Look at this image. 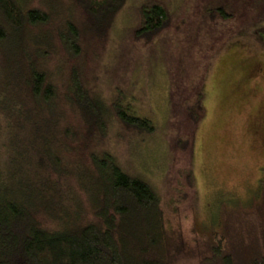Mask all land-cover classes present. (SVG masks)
Here are the masks:
<instances>
[{
  "label": "trees",
  "instance_id": "trees-1",
  "mask_svg": "<svg viewBox=\"0 0 264 264\" xmlns=\"http://www.w3.org/2000/svg\"><path fill=\"white\" fill-rule=\"evenodd\" d=\"M73 2L84 13L83 31L101 40L125 4ZM226 2L216 0L206 9L214 22L231 19ZM249 3L261 16L258 35L264 42V0ZM37 4L0 0V264H172L173 254L188 245L184 233L166 221L159 193L147 180L129 175L116 157L95 146L107 136L105 102L83 85L75 68L67 91L65 83L60 91L41 63L55 9L51 0ZM142 10L136 36L149 41L169 25L170 14L159 3ZM64 28L57 33L59 43L69 57H77L81 24L65 19ZM198 81L184 100L194 125L205 114L202 76ZM171 92L175 114L183 100ZM61 103L75 108L81 131ZM115 111L128 129L153 134L146 117ZM177 143L192 150L187 137ZM186 176L192 184V167ZM190 232L204 243L201 264H264V182L248 205L223 203L211 222H194Z\"/></svg>",
  "mask_w": 264,
  "mask_h": 264
},
{
  "label": "rangeland",
  "instance_id": "rangeland-1",
  "mask_svg": "<svg viewBox=\"0 0 264 264\" xmlns=\"http://www.w3.org/2000/svg\"><path fill=\"white\" fill-rule=\"evenodd\" d=\"M38 1L22 0L32 6ZM215 1L125 0L101 40L83 31L84 13L73 0H51L55 18L46 28L51 40L41 63L58 89L65 83L67 91L75 68L83 85L106 104L107 136L95 145L99 152L111 153L126 173L147 180L159 193L166 221L184 233L188 245L173 254L172 264H201L204 243L190 232L194 222H211L223 203L248 205L264 182V42L258 35L263 23L253 14L252 0L244 8L239 0H225L231 19L214 22L206 9ZM158 3L170 14L169 25L149 41L137 37L142 9ZM65 19L81 24L77 57H69L58 40ZM200 76L205 114L194 125L184 100ZM171 91L183 100L175 114ZM116 107L149 119L153 134L128 129ZM60 108L81 131L75 108ZM181 137L192 140V150L178 146ZM191 167L192 184L186 176Z\"/></svg>",
  "mask_w": 264,
  "mask_h": 264
},
{
  "label": "flooded vegetation",
  "instance_id": "flooded-vegetation-1",
  "mask_svg": "<svg viewBox=\"0 0 264 264\" xmlns=\"http://www.w3.org/2000/svg\"><path fill=\"white\" fill-rule=\"evenodd\" d=\"M260 74H262V73H260Z\"/></svg>",
  "mask_w": 264,
  "mask_h": 264
}]
</instances>
